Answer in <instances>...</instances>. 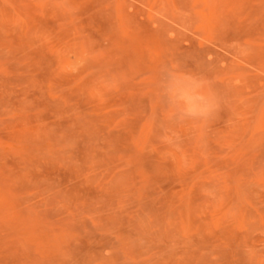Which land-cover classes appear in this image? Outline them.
I'll return each mask as SVG.
<instances>
[{"label": "rangeland", "instance_id": "1", "mask_svg": "<svg viewBox=\"0 0 264 264\" xmlns=\"http://www.w3.org/2000/svg\"><path fill=\"white\" fill-rule=\"evenodd\" d=\"M0 264H264V0H0Z\"/></svg>", "mask_w": 264, "mask_h": 264}, {"label": "clouds", "instance_id": "2", "mask_svg": "<svg viewBox=\"0 0 264 264\" xmlns=\"http://www.w3.org/2000/svg\"><path fill=\"white\" fill-rule=\"evenodd\" d=\"M165 92L174 101L173 114L182 120L207 123L220 109L217 95L205 80L170 71Z\"/></svg>", "mask_w": 264, "mask_h": 264}]
</instances>
